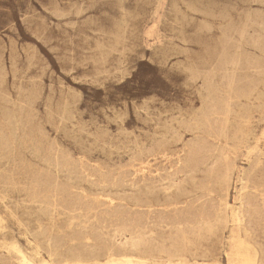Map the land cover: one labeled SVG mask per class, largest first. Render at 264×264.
I'll list each match as a JSON object with an SVG mask.
<instances>
[{
    "label": "rangeland",
    "instance_id": "1",
    "mask_svg": "<svg viewBox=\"0 0 264 264\" xmlns=\"http://www.w3.org/2000/svg\"><path fill=\"white\" fill-rule=\"evenodd\" d=\"M190 4L206 13L193 12ZM249 10L264 19V3L251 0H0V180L18 191L15 200L0 199V264L12 263L5 246L26 245L25 225L41 213L39 205L24 200L26 189L67 191L63 196L92 203V217L111 210L128 215L136 207L106 204L105 197L172 195L173 178H183L179 168L196 144L209 164L222 157L236 167L230 194L222 192L225 174L210 186L217 205L238 208L237 192L254 191L248 176L253 159L260 167L251 178L264 182V77H255L262 96L250 100L235 99L227 79L213 77L217 100L234 98L231 132L250 133V146L258 143L261 154L187 128L189 120L200 118L207 96L202 80L190 77V67L216 66L200 62L199 53L224 40V13L249 18ZM245 49L260 54L252 46ZM202 179L186 189L197 191ZM256 197L262 215L247 240L264 264V193ZM83 213L53 210L38 220L71 235L89 225ZM231 227L202 238L199 251L212 256L197 259L223 261Z\"/></svg>",
    "mask_w": 264,
    "mask_h": 264
},
{
    "label": "bare ground",
    "instance_id": "2",
    "mask_svg": "<svg viewBox=\"0 0 264 264\" xmlns=\"http://www.w3.org/2000/svg\"><path fill=\"white\" fill-rule=\"evenodd\" d=\"M251 1L264 3V0ZM172 8L173 13L176 14L174 5ZM190 9L196 13H206L205 8L197 4H190ZM249 11V18L238 16L234 19L231 15L226 17L224 13L223 17L226 21L224 40L216 46L205 47L199 53L200 62L214 63L216 66L210 69L190 67V77L202 80L207 96L204 98L205 108L200 118L189 120L187 128L191 132L200 129L212 132L218 139H231L235 144L247 147L248 154L253 155L259 152L261 154L257 147L258 143L250 146V133L244 129L239 128L232 133L229 122V106L232 99L250 100L253 96L257 99L262 96L259 94V82L255 77H264V19H259L251 10ZM77 13L79 14V11ZM176 35L186 39L182 30H176ZM98 45L100 46V43ZM246 45L256 48L260 53L259 56L247 52ZM213 77H225L234 98L228 96L218 101L215 97ZM217 115H222L221 119L224 120L213 122V118ZM208 161L207 155L200 154L198 144L191 145L187 158L179 168L183 178L179 180L173 178L172 195L165 197L107 195L105 197L106 204L119 201L125 206L136 207L137 210L128 215L111 210L100 215L101 217H92L90 212L93 209L92 203L80 198L63 196L67 191L49 190L40 186L23 190L24 200L39 205L41 213L35 222H32V226L29 225L31 221L25 225L26 245L12 242L5 246L9 254L7 257L14 258L11 264H224V260L225 264H262L257 249L247 240V237L256 230L262 215L256 196L264 193V182L251 178L260 167L259 159H253L252 170L248 175L254 191L242 193L239 190L236 199L240 205L231 209L223 208L213 202L215 191L210 186L225 174V187L222 192L226 195L230 194L235 182L236 167L222 157L210 164ZM199 175H202L204 185L202 184L197 191L187 190L186 185L194 184ZM0 184H2L0 199L15 200L18 191L13 186L8 188L3 186L5 184L3 180H0ZM59 209L69 212L83 209L84 213L80 217H83V221L89 225L84 230L68 235L38 220L41 215L47 216L53 210L60 211ZM4 224L5 220L0 215V232L4 229ZM230 225L231 236L227 243L228 249L224 252V260L215 257L213 261H199L197 257L212 256L208 251H199L201 239L215 228H229ZM165 230L170 231V235H164ZM117 240L119 243H116Z\"/></svg>",
    "mask_w": 264,
    "mask_h": 264
}]
</instances>
